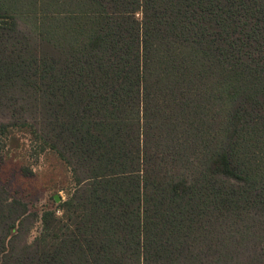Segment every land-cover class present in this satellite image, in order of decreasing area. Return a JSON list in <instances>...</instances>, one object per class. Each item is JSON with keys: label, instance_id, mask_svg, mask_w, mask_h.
Masks as SVG:
<instances>
[{"label": "trees", "instance_id": "trees-1", "mask_svg": "<svg viewBox=\"0 0 264 264\" xmlns=\"http://www.w3.org/2000/svg\"><path fill=\"white\" fill-rule=\"evenodd\" d=\"M0 155V264H264V0H0Z\"/></svg>", "mask_w": 264, "mask_h": 264}, {"label": "rangeland", "instance_id": "rangeland-1", "mask_svg": "<svg viewBox=\"0 0 264 264\" xmlns=\"http://www.w3.org/2000/svg\"><path fill=\"white\" fill-rule=\"evenodd\" d=\"M34 174L24 176L20 171V164L16 159L6 158L0 155V187H4L9 195L20 198L31 211L37 208L56 207L61 199H64L63 191H57L54 186L63 172L54 158L41 159L33 167ZM55 196L59 198L57 202ZM58 214L59 211H57ZM38 225L35 224L28 240L38 233Z\"/></svg>", "mask_w": 264, "mask_h": 264}, {"label": "water", "instance_id": "water-1", "mask_svg": "<svg viewBox=\"0 0 264 264\" xmlns=\"http://www.w3.org/2000/svg\"><path fill=\"white\" fill-rule=\"evenodd\" d=\"M55 200L58 202L59 201V198L57 196H55Z\"/></svg>", "mask_w": 264, "mask_h": 264}]
</instances>
